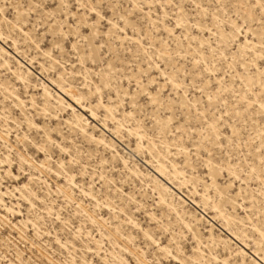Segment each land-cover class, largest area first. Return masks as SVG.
<instances>
[{"label":"rangeland","instance_id":"obj_1","mask_svg":"<svg viewBox=\"0 0 264 264\" xmlns=\"http://www.w3.org/2000/svg\"><path fill=\"white\" fill-rule=\"evenodd\" d=\"M15 2L0 0L5 8L0 44L8 52L0 55V191L8 193L4 201L12 208L6 211L0 203V264H9L17 251L25 260L47 257L55 264H264L260 77L252 63L247 72L235 64L229 69V62L209 49H232L227 37L220 39L223 32L216 34L217 22L205 19H227L224 12H215L213 0H179L183 11L153 7L149 15L161 20L172 16L169 28L175 23L173 13L183 17L185 27L174 29L173 36L163 31V23L147 31L150 48L143 39L144 47L136 45V36L117 37L122 52L135 59V71L128 61L113 60L112 75L104 64L82 66L76 55L55 48L43 29L9 23ZM216 2L231 5L234 0ZM197 3L203 7L196 8ZM224 11L230 18L231 11ZM205 61L227 75L220 95L227 98L231 115L222 122L215 105L205 112L201 102L197 112L199 93L190 87L193 81L203 87L200 75L207 74L202 69L212 71ZM149 63L163 64L180 82L179 88L165 85L167 94L155 104L143 94L155 95L145 87L146 74L142 91H137L142 70L162 84ZM253 63L259 67L258 61ZM67 92L79 96V103ZM246 101L255 103L244 111ZM88 105L95 119L83 111ZM214 121L210 131L208 124ZM232 125L235 138L230 136ZM30 220L37 227V221L51 226L43 256L39 249L25 254L23 245L12 240L19 239L12 226L23 225L27 231ZM55 239L68 244L60 249L49 242Z\"/></svg>","mask_w":264,"mask_h":264},{"label":"snow or ice","instance_id":"obj_2","mask_svg":"<svg viewBox=\"0 0 264 264\" xmlns=\"http://www.w3.org/2000/svg\"><path fill=\"white\" fill-rule=\"evenodd\" d=\"M215 12H224V16L227 18L223 23H220V17L218 15L206 16L205 19H211L217 22L216 34L220 36V32H223L224 36L220 37L222 40L224 37L228 38V43L232 45V49H228L221 45L220 48H213L209 45V49L213 52V55H219L221 61H228L227 67L229 69L235 68L239 69L243 67L244 71H248V64L252 63L253 69L259 74L260 82L258 85L259 95L262 97L259 108L261 123L264 126V0H234L231 5L217 3ZM179 8L183 11L184 5L176 0H167V3H161L156 5L154 0H128V6L125 5V0H16V2L11 5L12 19L9 23L19 24L21 28L25 24L29 26V29H36L38 32L40 29L44 30L45 36L52 37V43L55 48L65 51L68 54L76 55L81 61V65L87 63H92L94 65L104 64L107 65L109 69L108 74L112 75L111 69L116 67L112 61L116 60L117 64H123L128 61L129 67H132L135 71V59L127 54V51L122 52L121 40L116 39L120 37L122 39L131 40L132 36H136L134 43L136 45H141V40L143 39L147 47H152L150 41L147 39V31H156L157 26L163 23L165 26L163 31H167L169 36L174 35V29H182L185 25L181 22L183 17L180 15L175 16V23L172 28L168 27V22L172 20V16L165 14L163 20L157 16L149 15L152 8ZM196 8L203 7L201 4H195ZM147 9V12H145ZM228 9L231 11V17H228V12L224 11ZM5 12L4 7H0V14ZM205 12L208 9L205 8ZM193 24V27H196ZM206 31L212 32L213 29H207ZM131 33V35H129ZM141 33H144L142 36ZM183 36V33H181ZM115 41V46L113 45ZM216 41H213L215 44ZM257 47L254 48L253 46ZM203 47V46H202ZM126 48V46H125ZM235 50L233 54L232 50ZM258 52L259 56L256 57L253 53ZM227 53V55L225 54ZM163 55V53H161ZM247 55V59L244 60L243 57ZM242 60V63L237 62ZM256 60L259 63V67L253 61ZM179 63V61H178ZM197 64L201 61L197 60ZM209 68L202 69V72L207 74L200 75V82L203 84H197L193 81V90L199 93L196 99L197 112L199 113V104L201 102L205 105V112L208 107L215 105L219 110L220 115L217 117V121H224L225 116H229L228 111V100L222 97L220 94L223 92V84L227 81V75L221 76L218 71H215L216 64L212 61H205ZM149 68L155 67L156 72L159 74V78H162V84H157V76H154L151 72H146L142 70L139 74L137 81V91L140 92V84L144 83L145 74L148 77V82L145 87L151 89L152 93L155 95H149L148 92L143 94L152 101L153 104L157 103V98L161 94H167L165 90V85L172 84L174 88L180 87L179 80L173 76V72H169L168 69L163 64H152L149 63ZM143 69V65H141ZM119 71V68H117ZM173 71H178V69L173 66ZM188 70L185 67L183 73L184 78L187 79ZM213 76L218 77L213 79ZM172 77V79H170ZM247 78V77H245ZM131 79V78H129ZM253 85L254 81L251 82ZM242 84V82H241ZM155 85V86H153ZM243 86V84H242ZM187 96L191 97L192 93H186ZM255 103V101H246L244 105V111H247L249 104ZM223 104L224 107H220ZM240 107L239 105H235ZM192 107V102L189 100L188 108ZM207 124V121H205ZM216 121L212 124H208V129L211 131L215 129ZM227 128V125H225ZM238 135L235 125H232V132L230 136L235 138ZM215 139V133L212 137ZM261 175L264 176V139L261 142ZM23 171V169H21ZM43 205V201H40ZM42 219H47L43 217ZM54 220H60L59 216L53 217ZM36 224L30 220L28 221V230L25 231L24 227L20 228L13 227L19 235V239L13 237L12 240L19 245H23L25 254L30 249L33 255L36 254V250L39 249L40 256L44 255V250L47 249V244L44 242L45 236H51L52 230L51 226H45L37 221ZM58 245L60 249H64L68 244L67 241L61 243V239H55L54 241H49ZM11 245L12 241H7ZM73 244L71 247H74ZM7 251V250H6ZM48 251H51L50 249ZM9 264H55L54 261L48 260L47 257L43 259L37 258L36 260H25L20 258V253L17 251V256L14 257ZM59 264H74L70 260H61ZM87 264V261L85 262Z\"/></svg>","mask_w":264,"mask_h":264},{"label":"bare ground","instance_id":"obj_3","mask_svg":"<svg viewBox=\"0 0 264 264\" xmlns=\"http://www.w3.org/2000/svg\"><path fill=\"white\" fill-rule=\"evenodd\" d=\"M29 37H31V36H29ZM14 50H15V52H18V53H19V49H18V47H17L16 44H14ZM3 54L6 55V54H8V52H7L6 49H4V48L1 46V44H0V55H3ZM34 61H35V60H34ZM54 61H55V60H54ZM44 67H45V66H44ZM44 67H42V70H44ZM52 83L55 84L56 82H55L54 80H52ZM45 90H46V91L48 92V94L50 95L49 90H48V87L45 86ZM67 93L72 94V100H74L75 102L79 103V96H75L72 92H67ZM20 103H21L22 105L24 104L21 100H20ZM84 108H86V109H83V111L90 112V113H91V117H92V119H95V117L97 116V114H96V112L94 111L92 105H88V106H86V107H84ZM44 112H46V111L44 110ZM78 121H79V123L83 124L82 119L79 118V117H78ZM7 173L10 174V173H11V170H9ZM70 182H71L73 185L75 184V181H74V180H70ZM7 194H8V193H4V192L0 191V203L4 205L6 211H10V210H12V208H11V207H8V206L5 204V201H4V197H5V195H7Z\"/></svg>","mask_w":264,"mask_h":264}]
</instances>
